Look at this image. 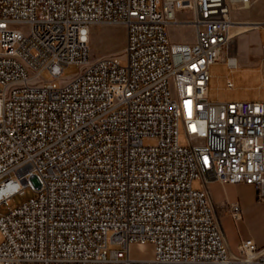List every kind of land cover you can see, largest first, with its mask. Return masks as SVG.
Listing matches in <instances>:
<instances>
[{
	"label": "built area",
	"instance_id": "built-area-1",
	"mask_svg": "<svg viewBox=\"0 0 264 264\" xmlns=\"http://www.w3.org/2000/svg\"><path fill=\"white\" fill-rule=\"evenodd\" d=\"M253 4L0 0V264H264L252 238L232 250L218 210L242 207L217 210L208 188L248 184L264 202V101L209 99L212 64L238 66L232 34L264 26L234 18ZM105 24L125 46L94 58ZM180 26L193 42L172 39ZM146 244L152 257L131 254Z\"/></svg>",
	"mask_w": 264,
	"mask_h": 264
},
{
	"label": "rangeland",
	"instance_id": "rangeland-1",
	"mask_svg": "<svg viewBox=\"0 0 264 264\" xmlns=\"http://www.w3.org/2000/svg\"><path fill=\"white\" fill-rule=\"evenodd\" d=\"M254 4L249 9L237 11L235 19L264 21V0H252ZM24 32H28L26 27ZM252 28V27H250ZM249 27L240 28L246 31L234 39L232 52L238 54V66L230 67L227 63L218 62L211 66V80L209 99L211 102H240V101H264V79L261 74L262 45L264 44V26L257 30H250ZM90 45L92 56L100 58L103 56L119 54L125 46L126 29L123 25L105 24L91 27ZM171 37L176 42H193L195 40V29L193 26L172 27ZM125 64V61H122ZM80 71L77 65H70L65 68L64 76L73 77ZM47 80H52L49 73H44ZM231 81L233 87H229ZM58 82V80H57ZM182 144L187 143L183 131L180 133ZM195 188H201L199 180L194 181ZM210 195L215 204L222 202L233 203L239 201L243 207L241 220H236L231 215L222 213L219 217L232 250L237 253L238 245L247 238H255L264 241V202L255 198L251 188L237 185L226 187L221 182H212L208 185ZM26 194H16L11 198L15 208L35 196L31 189ZM8 210L0 208L1 214ZM1 240V238H0ZM131 254L138 257L150 258L153 256V246H131Z\"/></svg>",
	"mask_w": 264,
	"mask_h": 264
},
{
	"label": "crops",
	"instance_id": "crops-1",
	"mask_svg": "<svg viewBox=\"0 0 264 264\" xmlns=\"http://www.w3.org/2000/svg\"><path fill=\"white\" fill-rule=\"evenodd\" d=\"M254 30H257V29H254ZM237 185H241V186H245V187H247V188H251L253 191H254V194H255V189H254V187L252 186V185H248V184H237ZM237 185H234V184H225V186L226 187H231V186H237ZM256 198V197H255ZM236 202H238L240 205H241V203L239 202V201H237L236 200ZM223 204H228V202H222V203H220V204H215L214 203V205L216 206V209L218 210L219 208H220V206L221 205H223ZM241 207H242V205H241ZM227 215H229L230 216V214H227ZM232 216V215H231ZM233 217V216H232ZM244 218V216H243V207H242V219ZM241 220V219H240ZM248 239V238H247ZM252 239H254L255 241H256V243L259 245V246H263L264 245V241H258V240H256L254 237L252 238ZM229 242V241H228Z\"/></svg>",
	"mask_w": 264,
	"mask_h": 264
},
{
	"label": "bare ground",
	"instance_id": "bare-ground-1",
	"mask_svg": "<svg viewBox=\"0 0 264 264\" xmlns=\"http://www.w3.org/2000/svg\"><path fill=\"white\" fill-rule=\"evenodd\" d=\"M243 24H244V25H243ZM245 26H246V27H249V28L251 27L250 23L246 22V23H242V25H240V28H245ZM240 28H238L239 31H240ZM254 29H256V28L252 27V28L249 29V31H250V30H254ZM246 31H248V30H246ZM246 31H240V32H236V31H235V32L232 34V37H233V38H236V37H238L239 34H240V35H241V34H242V35L245 34Z\"/></svg>",
	"mask_w": 264,
	"mask_h": 264
}]
</instances>
